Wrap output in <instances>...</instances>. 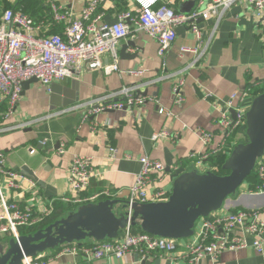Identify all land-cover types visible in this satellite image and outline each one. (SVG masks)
<instances>
[{"label":"crops","instance_id":"0c3cea01","mask_svg":"<svg viewBox=\"0 0 264 264\" xmlns=\"http://www.w3.org/2000/svg\"><path fill=\"white\" fill-rule=\"evenodd\" d=\"M53 1L78 15L85 0ZM171 1L178 10L180 4L187 0ZM208 1L194 0L193 9L204 7ZM159 3L160 0L156 4ZM134 6H137L136 0H107L99 11L102 12V20L112 23L119 13ZM6 7L20 10L35 21L43 20L49 33L60 32L50 26L57 23L51 22L50 9L44 0H0V14ZM197 25L202 31L203 41L212 35L203 57L181 74L184 79V100L180 104L174 100L172 80L165 79L153 85L141 86L140 94L145 91L143 96L154 98V101L147 100L141 106L106 110L86 120L82 119L81 110L53 115L57 110L115 92L123 86L180 71L194 58L192 53L181 56L180 48L196 44L193 33L185 25L176 28V38L163 58L157 55L156 41L140 32L119 43L118 51L124 42L133 41L135 46L129 47L127 52L137 54L135 58L119 56V72L106 74L101 70H83L78 76L53 83L50 92L38 82L22 89L15 111L5 123H29L23 128L0 134V150L5 154L7 167L20 173L21 165L26 164L42 181L41 184L34 181V189L19 196L17 200L21 206L31 204L37 213L51 208L52 212L45 217L46 220L53 214L62 215L81 204L72 201L77 196L88 197L108 190L113 194L110 199L126 201L128 188L141 166L138 158L142 155L157 159L165 166L160 177L152 176L150 192L163 190L169 195L173 179L181 172L197 167V159L207 149L210 150L209 156L223 151L228 154L234 144L245 140V126H240L226 139L223 149L214 151L221 140L218 120L225 101L233 93L246 92L241 105H249L253 94L248 89L264 87V47L258 36L255 15L246 4L240 2L227 9L216 26L214 19H198ZM102 60L106 64L107 56H103ZM136 71L141 74H132ZM159 107L171 111L173 116L159 114ZM159 129L176 132L178 137L175 140H151L152 133ZM198 129L213 134L214 139L208 147L201 143ZM43 140L44 144L39 143ZM108 146L118 149L116 159H108ZM30 148H35L33 154L29 153ZM127 154L131 157L126 158ZM75 155L92 156L94 170L103 172L100 177H92L86 190L77 195L69 191L66 180L71 159ZM205 159L202 160L204 164ZM255 183L254 179L246 180L237 196L227 200L225 208L264 210V192H254ZM103 199L107 198L100 197L94 202ZM27 229L21 228L19 233H26ZM8 237L1 236L0 242ZM247 240L251 238L247 236ZM59 248L42 253L47 264H154L155 260L159 261L158 264H188L178 255L182 250L180 244L173 254L152 252L144 260L136 253L122 258L93 260L67 254L56 256ZM198 264H264V251L257 253L252 247L226 250L216 260L205 257Z\"/></svg>","mask_w":264,"mask_h":264},{"label":"built area","instance_id":"2783aa9c","mask_svg":"<svg viewBox=\"0 0 264 264\" xmlns=\"http://www.w3.org/2000/svg\"><path fill=\"white\" fill-rule=\"evenodd\" d=\"M11 1V0H5ZM50 9V20L61 24L60 32H48L43 20L35 21L28 14L6 7L0 14V134L25 127L29 122L19 121L9 125L5 121L14 113L21 97L22 82L35 78L46 91L50 92L51 85L65 78L81 74L83 70H101L106 74L119 72L118 45L122 40L132 38L142 32L157 43V55L161 58L176 38V28L187 26L193 33L195 46H182L180 55L192 53L194 58L178 72L164 73L151 80L123 86L119 90L107 93L88 101L57 110L53 115L67 113L73 110L82 111V119L94 117L106 110H123L141 106L145 101H154L153 97L140 94L142 85H153L165 79L172 80V94L176 103L183 100L182 87L184 79L182 72L203 57L209 38L202 39V31L197 20L214 19L215 26L223 17L225 11L236 3L243 2L254 13L257 20L258 36L264 47V0H209L204 7L195 8L187 14L178 12L171 0H136L137 6L118 14L116 21L107 23L102 20L99 8L107 0H85L78 15L63 8L53 0H44ZM214 26V27H215ZM108 62L103 63V56ZM135 76L141 72H132ZM247 96L246 92L233 93L225 101L224 109L220 111L218 120V135L221 140L214 151L226 146L229 135L244 126L245 110L248 105H241ZM235 111L234 118L230 110ZM159 114L172 117L173 113L162 107ZM201 143L206 147L213 141L212 133L198 129ZM176 132L159 129L152 133L151 140L177 139ZM39 143L44 144V140ZM35 148H30L33 154ZM210 150L197 159L196 165L202 169L216 170L215 167L204 164ZM109 160L116 159L118 149L107 147ZM129 154L126 158H130ZM140 169L135 175L133 184L128 188L126 200L129 202H155L165 200L168 194L163 190L150 192L153 178L160 177L165 169L164 164L142 155L138 158ZM93 157L75 155L72 157L68 172L67 186L72 194L84 192L94 176L100 177L103 172L93 168ZM258 182L254 192H264V156L255 167ZM35 183L27 179L17 170L7 167L5 154L0 150V237L9 235L17 237L21 228L32 227L42 223L51 212H35L31 204L21 206L19 196L28 190H33ZM100 197L111 198L113 194L104 190L100 193L85 197L77 196L76 203L94 202ZM65 200H68L65 198ZM247 236L251 238L247 240ZM184 241V242H181ZM182 246L179 257L188 264H198L205 257L216 260L226 250H238L252 247L257 253L264 251V210H230L225 206L209 217L199 218L194 227V233L183 240L155 237L144 232H134L126 227L116 239L90 242L78 245L72 243L61 246L56 256L71 255L75 258L93 260L100 258H122L129 253H136L141 260L146 259L152 252L173 254L178 245ZM22 264H47L43 255L25 258Z\"/></svg>","mask_w":264,"mask_h":264},{"label":"water","instance_id":"95a60500","mask_svg":"<svg viewBox=\"0 0 264 264\" xmlns=\"http://www.w3.org/2000/svg\"><path fill=\"white\" fill-rule=\"evenodd\" d=\"M194 3L187 0L177 11L187 14L193 10ZM134 46L133 41L124 42L119 56L137 57L136 53L127 52ZM35 82V78L22 82V89ZM230 112L234 118L235 111ZM244 126L245 140L231 147L221 165L224 174L197 167L181 172L173 179L168 197L161 201L140 203L107 198L81 203L42 228L0 242V264H22L25 258L72 243L81 245L116 239L126 227H138L141 232L155 237L178 241L189 238L199 218L211 216L221 210L228 199L237 196L241 185L264 156V91L251 97L245 110ZM20 174L42 183L26 164L21 165Z\"/></svg>","mask_w":264,"mask_h":264},{"label":"trees","instance_id":"16d2710c","mask_svg":"<svg viewBox=\"0 0 264 264\" xmlns=\"http://www.w3.org/2000/svg\"><path fill=\"white\" fill-rule=\"evenodd\" d=\"M52 26L55 30H59L61 31V24L60 25H57V24H52L50 25ZM248 91L251 92V94L255 95V94H258L262 91H264V87H260V86H254V87H251L248 89ZM227 153L226 151H223L222 153L221 152H218L216 154H212L210 155L207 159H205V163L210 165V166H213L216 168V173L218 174H224V170L221 169V165L223 163V161L225 160V158L227 157ZM251 179H254L256 181L255 184H257L258 182V179H257V174H256V170H254L247 178L246 180H251ZM245 180V181H246ZM60 215V213H56V214H53L52 216H50L48 219L44 220V222L42 224H39L38 226L36 225L35 227H30L27 229V232H31L33 230H36L38 228H42L44 227L45 225H47L48 223L52 222L56 217H58ZM134 232H141L140 229L138 227H133L132 228ZM21 230V229H20Z\"/></svg>","mask_w":264,"mask_h":264},{"label":"rangeland","instance_id":"374dc122","mask_svg":"<svg viewBox=\"0 0 264 264\" xmlns=\"http://www.w3.org/2000/svg\"><path fill=\"white\" fill-rule=\"evenodd\" d=\"M214 171V170H213ZM218 171V170H215V172ZM225 173V172H224Z\"/></svg>","mask_w":264,"mask_h":264}]
</instances>
